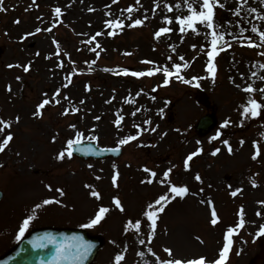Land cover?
I'll list each match as a JSON object with an SVG mask.
<instances>
[{
    "label": "rangeland",
    "instance_id": "374dc122",
    "mask_svg": "<svg viewBox=\"0 0 264 264\" xmlns=\"http://www.w3.org/2000/svg\"><path fill=\"white\" fill-rule=\"evenodd\" d=\"M195 2L198 6L200 0ZM221 3L225 7H216L214 23L224 39L213 77L207 71L211 30L199 23L196 32L179 30L176 17L188 14L186 0H3L0 118L12 126L0 133V141L9 132L13 140L0 153V255L18 240L29 215L35 219L26 232L82 227L105 206L110 211L104 219L85 227L102 238L92 264H114L117 254L124 255L122 264H159L158 257H204L211 264L219 259L229 228L234 232L225 264H264V42L251 31L254 26L264 30V21L257 18L264 14V3L248 0L239 16L234 14L239 0ZM130 6L133 11L128 13ZM253 7L256 13L249 11ZM135 19L144 23L133 26ZM107 20L121 21L123 29L109 28ZM161 27L172 31L157 39L154 33ZM112 31L116 34L110 35ZM249 39L255 47L249 46ZM177 63L178 75L188 82L177 78ZM29 64L25 72L23 66ZM164 67L174 73L167 85ZM155 68L161 71L152 76L123 74V69L131 73ZM248 85L256 91L246 92ZM197 89L209 95L218 121L204 137L193 130L206 112L194 98ZM44 99L50 103L38 109ZM250 99L262 105L257 116L243 111ZM37 111L42 115H34ZM78 132L100 146L121 147L123 154L86 162L74 156L57 159ZM129 135L136 139L121 145ZM257 147L260 155L253 159ZM217 148L220 151L213 154ZM193 152L198 154L186 168L185 159ZM169 168L172 172L165 177ZM172 184L186 185L189 193L173 199ZM59 189L65 195L60 196ZM91 191H99L102 198L92 197ZM161 195L169 200L158 213L153 234L143 213ZM53 198L61 203L43 205L44 199ZM114 198L125 211L115 207ZM129 220H140V230L129 228ZM165 248L172 249L173 256Z\"/></svg>",
    "mask_w": 264,
    "mask_h": 264
},
{
    "label": "snow or ice",
    "instance_id": "6c2138e0",
    "mask_svg": "<svg viewBox=\"0 0 264 264\" xmlns=\"http://www.w3.org/2000/svg\"><path fill=\"white\" fill-rule=\"evenodd\" d=\"M113 2L115 3L116 0H113ZM248 0H239V7H237L234 10V14L236 16L240 15V9L247 4ZM187 3V9H188V14L184 15L182 17L177 16L176 20L178 21L179 25H180V32L184 33L186 32L188 29H191L193 32L197 31V24H202L204 25L207 29L211 30L210 32V36H211V51H209L207 53L209 60H208V64H207V71L212 74L213 77H215L216 74V67L214 64V59L215 57L218 55V45L221 41H223L224 39V35L223 33H219L217 31V29L219 28V25L214 23V19H215V15H216V7L218 6L219 8H224L225 4L221 3V0H200L199 5H196L195 0H186ZM261 3H264V0H261ZM6 9L3 8V0H0V11H4ZM172 10V6L168 5V11ZM55 13L57 15H60L61 13V9L59 7H56L54 9ZM126 11L128 13H131L133 11V7H128L126 9ZM249 11L251 13H256L257 12V8H250ZM259 20L264 21V14H260L257 17ZM146 19V18H145ZM165 20L171 24L172 20L168 17H165ZM16 23H19V20L16 21ZM106 25L109 28H120L121 30L123 29V23L119 20H107ZM144 23V20L142 19H135L133 26H140ZM37 32L40 31L39 28L36 29ZM48 31H51V29H48ZM172 29L169 27H161L159 28L158 31H156L154 33L155 37L157 39L161 38L162 35L167 34L169 32H171ZM251 31L253 33H258L260 41L264 42V30H260L258 27L254 26L252 27ZM110 35H115V31H112L109 33ZM99 35V33L97 34ZM206 35H208L206 33ZM93 39H95V37H93ZM248 44L249 46H253L255 47L256 45L253 44L252 40L249 39L248 40ZM99 46V45H97ZM220 50H222V46L220 48ZM37 55H39V53H37ZM262 55H264V53H262ZM171 59V58H170ZM181 60H183L184 58L181 56L180 57ZM94 63V62H93ZM145 63H153L152 61H145ZM19 66V65H16ZM188 65L185 63L184 67H187ZM9 68L14 67V65H8ZM174 68L176 70V74H177V78L184 81V78L182 76H179L178 73L181 69V64L177 63L174 65ZM30 69V64L28 66H23V70L25 72L29 71ZM161 68H155L148 70L147 72L144 71H135V72H131L129 73L128 69H123V74L124 75H129L131 74L132 76L135 77H143L145 75L148 76H152L154 75L156 72H160ZM165 79H164V84L167 85L169 83V79L168 77H171L174 73L168 68V67H164L162 69ZM17 79H19V77H17ZM193 79H198V78H193ZM70 82V81H69ZM184 82H188V81H184ZM65 87H67V85H65ZM9 91H11V86H9L8 88ZM246 92H254L256 91V89H254L252 87V85H248L247 88L244 89ZM261 92H264V89L260 90ZM57 95H59V92H57ZM50 103L49 99H44L38 106V109H43L45 107V105H48ZM56 103H59V100L56 101ZM262 105L256 100V99H250L247 103V105L244 107L243 111L245 114H250L251 116H257L260 114V109H261ZM78 111V109H77ZM63 114H67V112L63 113ZM34 115H42L41 112L37 111L36 113H34ZM19 117H16L17 122L19 121ZM98 119V118H97ZM123 119V117H118L117 120L115 121L117 127L120 126L121 120ZM225 126H227L228 121L224 122ZM0 125H3V127H0V133H3L5 128H11V122L10 121H5L3 120V118H0ZM70 127L75 128V125H70ZM152 131H155V129H152ZM220 133H217V136H219ZM53 139H55V137H53ZM83 139V133H77L76 134V138L75 140L73 139H68L67 140V147L60 151L58 153L57 159L59 160H63L65 159V157H71L73 154V146L74 145H79L81 143V140ZM93 139H95V137H93ZM136 139L135 136L129 135L123 139H121L119 141V143L121 145L127 144L128 142L132 141ZM13 140V134L12 133H8L7 135H5L2 139V141H0V153H3L6 148L9 146L10 142ZM223 143L225 145H228V141L224 140ZM220 151L219 148H217L215 150V152L213 154H216ZM228 151L231 152V146H229ZM198 154V152H193L191 154H189L187 156V158L185 159V167L187 168L189 166V161H191L193 159L194 156H196ZM260 155V149L259 147H257V150L255 152V154L253 155V159H256L257 156ZM0 167H2V165H0ZM89 167H91V165H89ZM146 172H149L150 175L154 178L156 177L157 173L155 171H152L151 169L145 168L144 169ZM172 172V169L169 168L167 171L164 172V176L168 177L170 175V173ZM119 176V173H116V175H114L112 177L113 180V184H116L117 178ZM195 179L197 181L201 180V177L199 174H197L195 176ZM149 183H151V180L149 181ZM49 188V190H52V186L48 185L47 186ZM59 191L60 196L65 195L64 191L62 189L57 190ZM171 193L174 194V196L172 197L173 199L175 198V196H179L181 198H183L184 196H186L189 193V189L188 187L185 186H177L175 184H172L170 190ZM240 191L239 189H237L236 191L232 192V195L235 196L237 194V192ZM91 196L96 198L97 200L102 198V194L99 191H91ZM169 198L165 195H161L158 199L155 200L154 204H149L147 206L148 210L144 211L143 215L147 218V221H151V230L154 234L155 232V228H156V221L158 219V213L159 212H163L164 211V204H166L168 202ZM60 204L61 201L58 199H44L43 200V205H50V204ZM113 203L115 205L116 208H118L121 212L125 211L122 202L119 198H114L113 199ZM156 206H159L158 208ZM37 208L41 207V205H36ZM155 209V210H153ZM110 211V209L108 207L105 206H100L98 208V210L96 211L94 217L89 221L88 224L83 225L84 227H93L96 224H98L102 219H104L105 215ZM211 216H212V220L211 223L213 225L217 224L218 221V216L216 213L215 208L212 209L211 212ZM35 219V217L33 215H29L27 216V218H25L23 220L22 225L19 228V235L17 236V239H20L24 233L26 232V230L28 229L30 223ZM241 224H243V221H241ZM128 227L132 228L134 227L137 231L140 230L141 228V221L140 220H136L135 223L133 224V222L131 220H129L128 222ZM262 232H264V229H261ZM234 229L233 228H229L227 231V234L225 235V245L222 249V251L219 254V259L215 260L214 262H211V264H225V259L229 253V249H230V245L232 243L231 241V237L233 235ZM50 242H54L52 240V238H48ZM141 244H144L145 241L143 239H141L139 241ZM35 247H44L45 245L43 244H36L34 243ZM92 245H84V246H77L75 251H72L70 249L64 248L63 250H61L60 248L57 249V254L56 256L53 258V261L51 262V264H62L63 261H70L71 264H82V261L89 255L90 251H91ZM149 251H151V249H149ZM164 251L169 255V256H173V251L170 248H165ZM141 256H143V253H140ZM153 255H155V253H153ZM159 260V264H209V262L206 261V259L204 257H200L198 259H189V260H182V259H160L159 257L157 258ZM122 261H124V255L123 254H117L114 258V264H122Z\"/></svg>",
    "mask_w": 264,
    "mask_h": 264
},
{
    "label": "water",
    "instance_id": "95a60500",
    "mask_svg": "<svg viewBox=\"0 0 264 264\" xmlns=\"http://www.w3.org/2000/svg\"><path fill=\"white\" fill-rule=\"evenodd\" d=\"M196 98L205 106L209 105L207 96L198 91ZM215 124V117L213 114H206L202 116L196 126L195 131L199 135L207 133ZM73 154L83 157L84 159L101 158L106 156L116 157L120 154L115 149L97 148L95 143L82 142L79 145L73 146ZM0 192V197H1ZM87 238L84 232H74L68 230H50L43 229L32 232L28 237L23 239L18 246L10 252L7 256L0 259V264H51L53 258L57 254V249L64 248L72 251L76 250L77 246L92 245L89 255L82 261V264H88L91 256L94 253L96 243L90 241H83V237ZM52 238L54 242H50L48 238ZM83 241V242H82ZM36 244H43L44 247H35ZM93 251V252H92ZM90 256V257H89ZM62 264H71L70 261H63Z\"/></svg>",
    "mask_w": 264,
    "mask_h": 264
}]
</instances>
